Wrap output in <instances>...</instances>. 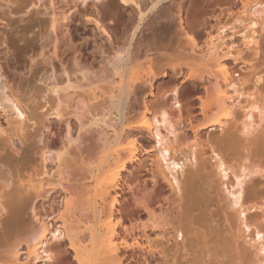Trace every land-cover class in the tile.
<instances>
[{
    "label": "bare ground",
    "instance_id": "obj_1",
    "mask_svg": "<svg viewBox=\"0 0 264 264\" xmlns=\"http://www.w3.org/2000/svg\"><path fill=\"white\" fill-rule=\"evenodd\" d=\"M120 1L131 3L139 19L126 35L125 46L114 47L116 51L107 62L104 57V67L111 72L105 69V73L101 65L99 75L76 56L73 68L60 62L57 69L49 62L51 67L41 73L44 81H40H46V91L54 95L51 114L63 126H56L55 139L42 130H51L49 114L44 115L42 128H38L42 132L36 129L40 134L37 143L33 141V150L28 136L9 134L13 118L7 112L15 115L20 132L25 131L27 118L34 116L27 115L12 91L8 94L0 87V146L6 144L13 154L0 148V264L54 263L65 252L73 264H200L210 249L223 256L217 259L219 262L238 259L240 264L247 255L243 243L250 246L251 241L258 246L259 254L263 253L261 222L250 214L264 210V203L258 204V198L264 196V167L258 162L264 160V106L242 102V89L249 81L235 72V66L244 63L253 67L246 50L255 57L261 53L264 0H239L242 13L250 19L246 32H241L243 48L232 42L226 45L222 26L218 35L212 31L221 22L222 4L231 12L235 4L232 0L218 1L221 12L215 24L205 28V40L183 33L188 38L180 49L188 61L174 70L176 119L159 103L152 84L156 75L131 73L132 65L135 67L144 53L137 35L145 17L153 12H159L155 17L162 16L174 6L181 10L180 3ZM163 5L167 8L162 11ZM255 6L260 7L255 10L261 19L260 32L253 28L258 24L252 17ZM61 13L60 24H66L69 12ZM168 14L167 19L171 16ZM54 25L52 31L58 28ZM32 69L20 70L18 76H26ZM129 74V79L117 84V77ZM254 84L264 88V73L257 75ZM144 86L148 92L143 91L141 97ZM72 115L76 117V130L69 121ZM2 119L9 128L4 127ZM216 130L219 134L212 133ZM205 132L209 133L207 138ZM147 138L152 139L151 145L144 144ZM31 151L39 152L41 161H31L29 155L35 153ZM244 152L240 162L230 163ZM57 188L63 192V199L51 220L49 214L44 217L37 211L34 201L46 198L48 191ZM211 197L223 209L229 230L226 235L204 220L190 218V207L196 201L200 204L198 199L203 203ZM253 260L248 262L264 264L262 256Z\"/></svg>",
    "mask_w": 264,
    "mask_h": 264
},
{
    "label": "rangeland",
    "instance_id": "obj_2",
    "mask_svg": "<svg viewBox=\"0 0 264 264\" xmlns=\"http://www.w3.org/2000/svg\"><path fill=\"white\" fill-rule=\"evenodd\" d=\"M178 1L180 3L181 10L174 6L173 8H168L170 12L167 11L169 13H167L168 17L171 15L173 19L170 16L168 21L166 18L167 16H165L167 14H163L165 17L162 15L165 19L159 15L158 17H155V12H153V14H148L143 20L142 27L137 35V41H141V49L145 56L143 57L142 54V58H139V62L136 60L137 64L133 63L136 68L132 65L134 71L131 73L134 75L137 73L144 74L151 72L156 75L152 84L155 91L158 92V97L160 98L159 103L170 109L173 114V119H176L179 113L173 105V91L177 88L174 70L182 67V65L188 61H185L187 56H184V52L182 53V49H180V45H182V43L184 45V42L186 41L185 39L188 38L187 36H195L199 41L205 40L204 38L206 37V33L204 30H206L205 28H210L211 25L215 24V18L221 12V7L224 9L222 16H220L221 22L218 27H215L216 29L212 28V31L215 35H218L221 32V29L224 28L225 31L222 32V34L226 35V45L229 44V42H232L234 43V46L243 48L244 43L241 32H244L245 29H247L246 26L250 25L249 16L247 13H242L244 8L243 4L239 0H232L235 4L231 12L226 10V4H222V6L219 7V0ZM130 6L133 5L131 3L125 5L121 3L120 0H0V87H4L6 93L8 94L12 91L23 106L27 115L32 114L34 116L32 119L31 117L27 118L25 131L20 132L18 130V124L14 123L15 115L11 111V113L7 112V115L9 114L8 116L11 117V119L13 118V122L10 124L12 127H10V125V128L7 127L4 119L2 120L4 122V127L9 128V130L11 129L9 134H15V136H19L21 138H23L24 135L28 136L27 142L31 144L29 148L32 150L34 147L33 141H36L37 143V135L40 134L42 130L45 131V133H48L51 139L56 138V129L60 124L58 125V123H56L58 118L54 114H51L50 111V108L54 106V101L52 99L54 95H50L48 94L49 92L46 91V81L44 83L46 85L42 83L44 81V77L42 79L41 76L44 70L46 71V69L51 67L49 62L53 63L54 67L57 69L61 66L60 62H64L69 69L73 68L75 65L74 59L77 56V59L80 60L82 64L96 73H100V71H102L100 68L102 67L104 68V72L106 70L107 72L110 71L108 69L109 67H104V65L106 66V63H104L105 58L107 57V62L109 55V57H111L117 48H122L124 45L123 42L127 39L126 35L128 32L133 31L134 28L132 29V27L135 26L139 19L134 9ZM164 6L165 5L160 7V9L163 8L161 9L162 11L164 10ZM165 7L167 8V6ZM258 8L260 7H253L252 12ZM64 10L69 12V18L66 21V24H60V22H62V15L60 16V14H62L61 12ZM158 13L155 14L157 15ZM252 17L258 22V24L253 26V28L260 32L262 28L259 24L261 21L259 14L256 12ZM97 22L99 25H97ZM54 23V26H58V28L54 27V29L56 28V30H54L55 32L52 31V25ZM161 23L164 24L162 25ZM100 26L109 33L113 44H110L107 40L108 37L106 33L102 31L103 29ZM221 26L222 28L219 30L218 28ZM155 31L157 34H155ZM183 33H188V35L185 34L187 35L186 38ZM259 39L262 44V36H259ZM180 40H182V42ZM245 52H248L247 58L248 60H252L253 67H249L244 63H240L235 66V72L249 81L242 89L244 93L242 102L247 104L253 101L258 106L263 107L264 88L256 86L254 81L257 75L264 73V46H262L261 53L257 57L253 56L251 51L246 50ZM29 67L33 69L26 75L28 78L21 79L26 76L18 75H21L23 71L28 72ZM20 70L23 71L21 72ZM164 72L167 73L166 76H163ZM131 74L123 78L117 77V84H121L126 81V79H129ZM99 75H101V73ZM32 77L33 79H31ZM147 88V86H144L143 89H141V97L145 94H142L143 91L148 92ZM168 94L170 95L164 97ZM184 94L185 93H183L181 97L185 103L186 99L184 98L186 97ZM141 99L142 98H140L139 101ZM48 114V120L53 123L51 130H40L42 128L40 123L43 121V117L46 118L45 116ZM69 119L70 124H74L76 130V117L72 115ZM60 126L63 127L62 125ZM36 129L39 130L40 133H38ZM219 132L220 130H216L212 133L219 134ZM208 134V132L203 133L204 138H207ZM147 139L146 140L148 142L145 140L144 144L151 145L153 143V141H151L152 139ZM17 142L19 144V141ZM6 147V144L3 143L0 146L4 152L6 151L11 154L10 149L7 147V150ZM2 150H0L1 153L3 152ZM31 152L34 153L35 151ZM143 154L144 153H142V156ZM244 154L245 152L238 153L230 161V163L236 161L240 162L244 157ZM29 156L31 157H29V159L34 162L36 161V163L41 159L39 157V152H35L34 155H31L30 153ZM21 161L20 163H22ZM29 161L27 163H30ZM258 162L262 167H264V160L262 158L259 159ZM57 189L54 191L50 190V192L48 191V196H45L46 198L43 197L44 199L39 198L34 201V206L37 207V211L41 215H44V217L49 214L48 216L50 217L48 219L51 220L58 214V208L61 207L59 204L62 203L63 199V192L59 189V192H56L58 191ZM205 199L202 200L201 198L203 203H201L200 199H198L200 204L198 203V205L196 201L194 206L190 207V218L195 221L199 220L200 222L201 220H204V223H207L212 228H216L221 234L226 235L229 230L225 221L223 209L214 197H211V199L208 200ZM248 202L254 201L248 200ZM262 203H264V196L258 198V204ZM197 208L200 209L198 210ZM52 210H54V213ZM251 214L250 216L252 218L256 216L259 219L261 222V229L264 233V210L256 211L255 215H253L254 213L252 215ZM250 216L249 218L251 219ZM27 220H31L30 217H28ZM249 233H251V230L246 232V240H249L250 238ZM180 239L182 240V238ZM251 242L250 246V243H243L244 247L246 246L249 249L248 250L245 247L247 255L245 254L246 256L243 260H247V262L248 260H252L253 263V258L256 259V257L259 256L264 257V252L259 254L258 246L253 241ZM209 251L210 252H205V257L200 264H228L231 261V258H228L230 260L229 262L224 263L225 260L223 262H219L223 256L220 253L216 255L214 250L210 249ZM65 253L66 254L61 253V255L58 253L61 261L60 259L54 261V263L45 261L44 264H73L67 252ZM219 255L221 256L220 258H218ZM236 260L238 259H235V261L232 263L230 262L229 264H239ZM244 261H240V264H252L251 261L248 263ZM40 264L42 263L40 262Z\"/></svg>",
    "mask_w": 264,
    "mask_h": 264
}]
</instances>
